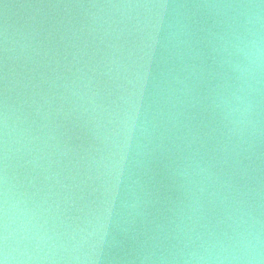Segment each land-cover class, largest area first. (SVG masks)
Instances as JSON below:
<instances>
[{
  "label": "water",
  "instance_id": "water-1",
  "mask_svg": "<svg viewBox=\"0 0 264 264\" xmlns=\"http://www.w3.org/2000/svg\"><path fill=\"white\" fill-rule=\"evenodd\" d=\"M253 35L264 0H0V258L264 264Z\"/></svg>",
  "mask_w": 264,
  "mask_h": 264
},
{
  "label": "clouds",
  "instance_id": "clouds-1",
  "mask_svg": "<svg viewBox=\"0 0 264 264\" xmlns=\"http://www.w3.org/2000/svg\"><path fill=\"white\" fill-rule=\"evenodd\" d=\"M231 47L233 49L231 54H235L239 58L235 63L234 70L239 74L237 79L242 81L241 90H243L244 84L251 78L254 70L258 67L259 61L264 57V48L260 46V42L254 35L252 38L237 36L234 42L231 43ZM237 99H240V97L237 96ZM5 230H7V222H5ZM4 264H9L7 252L5 253Z\"/></svg>",
  "mask_w": 264,
  "mask_h": 264
},
{
  "label": "snow or ice",
  "instance_id": "snow-or-ice-1",
  "mask_svg": "<svg viewBox=\"0 0 264 264\" xmlns=\"http://www.w3.org/2000/svg\"><path fill=\"white\" fill-rule=\"evenodd\" d=\"M0 240L6 242L7 238L6 236H0ZM4 261H5V256L4 258H0V264H4Z\"/></svg>",
  "mask_w": 264,
  "mask_h": 264
}]
</instances>
